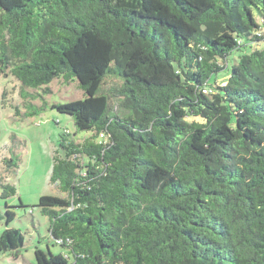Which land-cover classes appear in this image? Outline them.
Returning <instances> with one entry per match:
<instances>
[{
	"label": "trees",
	"instance_id": "16d2710c",
	"mask_svg": "<svg viewBox=\"0 0 264 264\" xmlns=\"http://www.w3.org/2000/svg\"><path fill=\"white\" fill-rule=\"evenodd\" d=\"M263 29L264 0H0L23 116L48 105L22 87L84 96L50 105L87 137L58 141L61 197L36 206L67 255L35 264H264ZM13 219L0 253L24 244Z\"/></svg>",
	"mask_w": 264,
	"mask_h": 264
},
{
	"label": "rangeland",
	"instance_id": "374dc122",
	"mask_svg": "<svg viewBox=\"0 0 264 264\" xmlns=\"http://www.w3.org/2000/svg\"><path fill=\"white\" fill-rule=\"evenodd\" d=\"M264 49V40L257 44ZM232 59L236 55L231 56ZM118 81L106 78L102 86L105 94ZM41 89L22 87L32 94L27 101L39 106L47 103L43 112L24 117V103L19 96V83L12 77L0 74V237L6 228V212H12L14 219L8 228L24 234V244L16 252L0 253V264H35L34 252L39 249L47 254L67 255V250L54 245L48 233V221L43 217L37 204L42 196L61 195L49 182L52 159L61 138L79 142L86 133L76 132L71 117L50 109L53 104H71L83 100L84 96L75 80L64 83L54 80L49 85L51 93ZM9 92V104L2 105V93ZM101 93V89L98 94ZM14 106L19 110L16 114ZM67 133V134H66ZM12 187L11 194L4 187ZM71 263V259L69 260Z\"/></svg>",
	"mask_w": 264,
	"mask_h": 264
},
{
	"label": "built area",
	"instance_id": "2783aa9c",
	"mask_svg": "<svg viewBox=\"0 0 264 264\" xmlns=\"http://www.w3.org/2000/svg\"><path fill=\"white\" fill-rule=\"evenodd\" d=\"M264 30V29H263ZM261 34V33H260Z\"/></svg>",
	"mask_w": 264,
	"mask_h": 264
}]
</instances>
